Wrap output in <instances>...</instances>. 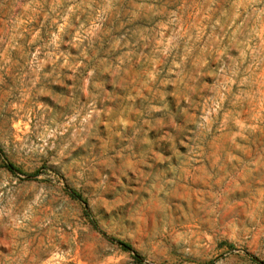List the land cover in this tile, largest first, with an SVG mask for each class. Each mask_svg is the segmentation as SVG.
Wrapping results in <instances>:
<instances>
[{
	"label": "rangeland",
	"instance_id": "1",
	"mask_svg": "<svg viewBox=\"0 0 264 264\" xmlns=\"http://www.w3.org/2000/svg\"><path fill=\"white\" fill-rule=\"evenodd\" d=\"M0 264H264V0H0Z\"/></svg>",
	"mask_w": 264,
	"mask_h": 264
},
{
	"label": "trees",
	"instance_id": "2",
	"mask_svg": "<svg viewBox=\"0 0 264 264\" xmlns=\"http://www.w3.org/2000/svg\"><path fill=\"white\" fill-rule=\"evenodd\" d=\"M125 249H127V250H130L131 251V248H130V246L129 245H127V244H125V243H123V242H121L120 243Z\"/></svg>",
	"mask_w": 264,
	"mask_h": 264
}]
</instances>
